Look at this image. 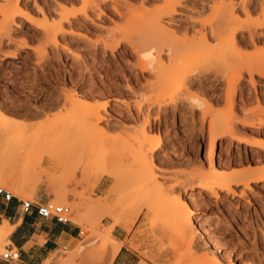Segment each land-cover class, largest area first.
I'll return each mask as SVG.
<instances>
[{
  "label": "rangeland",
  "instance_id": "obj_1",
  "mask_svg": "<svg viewBox=\"0 0 264 264\" xmlns=\"http://www.w3.org/2000/svg\"><path fill=\"white\" fill-rule=\"evenodd\" d=\"M220 1L184 0L167 16L164 0H18L13 21H0V102L10 112L0 114V187L33 201L34 190L22 185L36 175L35 183L48 184L51 202L68 207L71 223L83 232L73 249H58L45 264L55 255L57 264L104 258L114 222L127 230L139 223L136 233L150 247L142 254L148 264H264V176L259 179L264 175V75L244 72L232 96L235 135L248 146L228 135L215 142L208 138L211 118H229L227 88L235 80L213 72L216 63L264 60L259 7L264 0H231L234 15L258 36L254 45L237 51L210 36L226 17ZM244 1L258 6L257 12L247 17ZM62 9L67 16L76 11L75 17L60 23ZM152 15L174 36L157 41L149 28ZM57 22L62 32L53 25ZM46 24L52 25L53 30L47 28L53 38ZM244 31L237 37L248 41ZM201 32L208 35L210 49L195 44L167 60L166 44L191 37L198 43ZM161 48L166 69L177 67L194 79L179 88L173 108L163 100L156 104L160 95L150 84L155 74L140 68ZM151 139L162 143L153 155ZM209 142L215 144L212 163ZM43 157L51 161L49 168L42 167ZM213 164L225 167L227 177L253 174L257 183L233 185V194L221 192L217 199L189 191L197 179L211 177ZM194 201L198 207L190 214L219 242L221 253L214 255L191 224L183 231L176 221L175 211L184 214ZM125 243L138 248L133 240ZM7 244L0 240V255Z\"/></svg>",
  "mask_w": 264,
  "mask_h": 264
},
{
  "label": "bare ground",
  "instance_id": "obj_2",
  "mask_svg": "<svg viewBox=\"0 0 264 264\" xmlns=\"http://www.w3.org/2000/svg\"><path fill=\"white\" fill-rule=\"evenodd\" d=\"M9 1H10V3H8ZM13 1L14 0H12V1L8 0V1H6L7 2L6 5L2 4V3H1L2 6L0 5L1 6L0 7V15H1L0 21L5 23V25H8L6 23L13 21V18H14L15 12H16L15 9L18 10V6L17 7L14 6L15 8H13V6H12V5H14L15 1L18 2V0H15L14 2ZM164 1H165V5L167 7V10L165 11V15L169 16L171 14L173 15V13L175 12V7L181 6L184 0H164ZM220 2H221L220 3L221 9H223L226 12V15H225L226 17L224 18V20H222L223 21V22H221L222 24L216 30H211V32H210V36L211 35L216 36L217 45L222 46L223 48H228V49L231 48L235 51L239 50L243 46L245 47V44L246 45H249V44L254 45L256 40H257L256 38L258 36H257L255 30H251V28H248L244 21H240L239 18L234 15V11H233L234 3L231 0H221ZM262 2H263V0H262ZM242 4H243L242 5L243 11L245 12L247 17H249L251 14H254L257 12L258 6H252V7L248 6L249 3L245 2V1ZM8 5L12 6V9ZM259 7H261L262 11H260V12H262V16L264 18V5L261 4ZM62 10H64V9H62ZM62 10L60 12L61 13L65 12L66 14H61L62 17H60V21H59L60 23L62 22L61 18L63 19V17H64L63 21H65V20L68 21L69 17H75V15H76V14H74V13H76V11H75L74 13H72L71 16L69 14L67 16V11L66 10L62 11ZM81 13H85V12L81 11ZM159 18L155 17V15H152L149 19V28L151 27V30L154 33L155 39L159 42H162V41L166 40L169 36H174L172 33L174 31L170 30V31H172L171 32L172 34H170L169 33L170 31L167 30L164 27V25H161V22L158 21ZM59 22L53 24L54 27L57 26V30H60L62 28L61 27L58 29V27H59L58 24H60ZM145 22H146V17H145ZM3 26H4V24H3ZM262 26H264V22L262 23ZM47 27H49V26H47V24H46V27H44V28H47ZM52 28L53 27H51L50 29H52ZM54 29H56V28H54ZM52 30L48 29L45 32H47L49 35H51L50 37H52V36H54V32H52L53 34H51V32H49ZM244 30L245 31L247 30L249 32V34H248L249 40L248 41H246L244 37H241V38L237 37V34L239 32H243ZM54 31H56V30H54ZM60 31H57V32H60ZM201 34L202 35L200 37H198L199 38L198 43L195 42L193 37H191L194 41L192 39L190 40L187 38H185V39L181 38V40H178V42L176 44H166V47L168 48L167 49L168 51L166 50L167 55H168L167 60L169 61V60L176 58L178 53L181 52L183 49L190 48V47H192V45H195V44H198V45L204 44L205 48L207 46V48H206L207 50L210 49V47H208V45H207L208 35L205 33H202V32H201ZM198 38L195 37V39H198ZM55 39H56V37H55ZM54 44H56V43H54ZM160 45H163V44L160 43ZM153 47L154 46L152 45L151 48H153ZM155 47L157 48L156 49V51H157L158 47L157 46H155ZM162 50H163L162 48L159 50V52H158L159 55L157 57H155V58L154 57L153 58L148 57L147 61L143 62L141 64L140 68H141L142 72L150 70V71H153L155 74V81H154V83H150V84L154 90L156 89L160 93V94L158 93V95H160V96L157 97V99H156L157 103L156 104H159L160 103L159 101L163 100L162 102H164V101H165V103L167 102V105L172 104L171 106L173 108V107L177 106V100H178L177 96H178V92L180 90L179 88L190 85L192 83V80H194V79L189 78L186 75V73L181 72V70L177 67H175L173 69H166L165 68L166 63L160 57ZM148 52L149 51L145 52V55L147 54L146 56L151 55V53L150 52L148 53ZM230 61H229V64L227 63V65H225L223 67H222V65L219 67L218 66L219 63L218 64L216 63V66L214 65L215 66L214 68H216L214 71L210 70V68H207V69H209L210 73H213V72L224 73L225 72V73H228V75L234 76V78H235L234 83L233 84L228 83V88H227V95H229L228 96L229 118H226V119H221L219 117H215L213 119L211 118L212 120L210 119V121L208 122L209 123L208 124V138L210 140L213 139L215 142L217 139L221 138L222 136L228 135L230 138L229 140L236 141L239 144H246L248 146V144H249L248 141H246L244 138H239L237 135H235V133L237 131H235V127H234L233 121H232L234 116H235L234 112H233L232 96L236 92L235 90L238 87V85L241 83L244 72L249 73V76H252L253 73H257L259 75H264V60H253L250 62H241V63H239V62L238 63L237 62L232 63ZM182 62H183V60H182ZM188 71L189 70H186L187 74H188ZM201 71H200V73H203L202 69H201ZM211 71H213V72H211ZM204 72H206V70ZM207 73L208 72H206V74ZM189 75H191V74H189ZM202 75L203 74H201V76ZM201 79H203V78L200 77V80ZM207 79L210 80L212 78L208 77ZM170 86H171V88H170ZM167 87H169L170 89H168L166 91L165 89H167ZM150 91H152V90H150ZM179 99H180V97H179ZM148 105H150V104H148ZM163 109L165 110V108H163ZM3 110H4L3 105L0 102V114H2ZM158 112H160V110ZM148 117H149V115L147 114L146 118H148ZM146 120H148V119H146ZM247 126H249V125H247ZM194 128H196V127H194ZM187 130H186V132H187V136H188L189 131H187ZM195 130L197 131V129H195ZM146 131H148V128L146 129ZM199 133H200V131H199ZM189 134H190V132H189ZM157 138H159V137H157ZM151 141H153L154 144L152 143V145H150L149 152L153 155L157 150H159L161 148L162 143H161L160 139H158L156 142L153 139H151ZM214 142H209V144H208L207 157L209 158L211 163L213 162V155H214L213 146L215 145ZM250 146L255 147V145H250ZM179 156H181L180 153H179ZM152 157L153 156H150V160L147 163L149 166V170H151V171H153L154 168L156 167L155 160ZM171 158L174 159L173 156H171ZM175 159H177V156ZM170 162H171V160H170ZM225 172H226L225 167L220 166V165L216 166L213 164L212 173L210 174L211 177L197 179V181L195 183H193L192 185H189L190 187L188 190L189 191L198 190L201 192L202 195L204 193V195H206L208 197H215L217 199L221 192L233 194L234 193L233 188H232L233 185L246 186L248 184L249 180H252L254 183H257L256 179H253L255 177L253 174L241 175V173H239V174L232 175L231 177H227ZM152 173H154V172H152ZM111 176H113V175H111ZM263 176L264 175H262V176L259 175V179L262 180ZM73 207L76 210H79L78 206H73ZM197 207H198V204L194 201L192 203H189L184 214H182L183 212H181L180 210L175 211L176 215H175V213H174V215H175L176 221L179 222L183 231H185L187 228H189V224H191L193 226V232L195 231L194 233L198 234V236L203 239L205 245L210 248V250L212 251V253L214 255L217 252L221 253V250H220L221 245L219 244V242L209 233V231L205 228V226L202 223H200L195 217H193L194 216L193 213L190 214V212H192V209L197 208ZM75 217L78 218V215H76ZM137 217H138V215L135 216L134 221L137 219ZM78 221H79V218H78ZM73 223L75 224V222H73ZM79 226H82V225H79ZM116 226H119V225L117 222H114L110 226L108 233L111 232ZM9 231H10V228L8 227L7 224L0 226V240L6 239L8 234H9ZM106 237L108 238L107 243L110 244L112 247V254L115 255L118 252V250L120 249V244L117 241H115L113 238H111L109 236H106Z\"/></svg>",
  "mask_w": 264,
  "mask_h": 264
},
{
  "label": "crops",
  "instance_id": "obj_3",
  "mask_svg": "<svg viewBox=\"0 0 264 264\" xmlns=\"http://www.w3.org/2000/svg\"><path fill=\"white\" fill-rule=\"evenodd\" d=\"M5 108V107H4ZM4 113L10 114L7 108ZM51 161L47 157L42 159V167L49 168ZM36 175H33L27 185L22 187L32 188L34 194L32 196L34 204H43L51 202L53 199L49 191V186L46 182L35 183ZM103 180H100L96 186L95 194L102 190ZM79 191V188H77ZM69 201L73 200L72 195H68ZM21 199L14 196L13 200L7 204H2L0 201V226L7 224L10 228L7 236L8 244L3 247V250L16 248L20 253V259L14 264H45L48 259L55 253L59 247H66L67 250L73 249L76 242L80 241V227L73 223L59 224L54 220H46L40 218L36 214L35 208L31 212L24 214L20 209ZM138 222L130 229H125L122 226H117L111 232V238L117 241L120 245L118 252L113 255L112 247L105 241L104 251L107 255L98 260H81L76 261V264H98L99 260L108 264H148L143 258L144 252H150V247L146 243L145 237H141L136 233ZM145 233L143 232V235ZM133 240L134 245L138 248L130 247L125 241ZM58 256L55 255L49 264H57ZM0 264H7L0 257Z\"/></svg>",
  "mask_w": 264,
  "mask_h": 264
},
{
  "label": "built area",
  "instance_id": "obj_4",
  "mask_svg": "<svg viewBox=\"0 0 264 264\" xmlns=\"http://www.w3.org/2000/svg\"><path fill=\"white\" fill-rule=\"evenodd\" d=\"M13 198L14 196L10 192L0 187V201L2 204L11 202ZM32 208H35L36 214L42 219L54 220L59 224L71 223L70 210L63 205L53 204L52 202L35 205L33 201H21L20 209L22 213L27 214L31 212ZM79 233L81 235L83 233L82 230H79ZM58 249L64 253L68 251L64 246L59 247ZM0 257L7 264H14L20 259V253L16 248H9L4 250Z\"/></svg>",
  "mask_w": 264,
  "mask_h": 264
}]
</instances>
